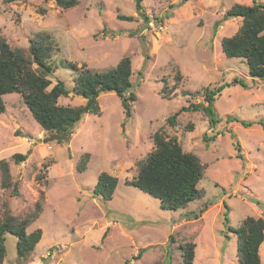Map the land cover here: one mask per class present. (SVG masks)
<instances>
[{
  "label": "rangeland",
  "instance_id": "obj_1",
  "mask_svg": "<svg viewBox=\"0 0 264 264\" xmlns=\"http://www.w3.org/2000/svg\"><path fill=\"white\" fill-rule=\"evenodd\" d=\"M178 1L141 0L138 13L135 0H77L69 8L54 0H0V36L11 47L27 53L36 32L50 34L51 85L62 80L67 88L74 86V73L60 66L64 61L101 72L128 56L136 94L126 117L114 92L101 93L99 114H85L64 142L41 129L19 93L2 96L0 160L8 162L18 195L0 185V208L5 202L12 215L22 218L39 203L38 216L26 230L42 233L21 259L16 237L7 233L1 264H184L179 245L191 242L192 264L237 262V239L229 226L237 227L246 216L264 218V129L257 122L264 120V79L249 76L245 59L222 52L221 39L241 24L239 17L222 16L232 4L253 0H185L170 7ZM235 77L247 86L228 84ZM164 83L166 91L171 89L168 97L162 93ZM221 84L212 103L219 119L214 125L201 111L182 112L174 130L165 129L204 165L197 184L203 195L168 210L127 185L136 163L153 149L152 134L165 126L166 117L191 102L206 103L205 89ZM83 102L71 93L58 98L64 105ZM231 118L253 123L243 126ZM204 134L216 137L207 145ZM236 140L243 159L236 155ZM15 153L28 156L15 163ZM84 153L90 156L79 171ZM102 171L118 179L110 199L92 191ZM259 256L264 264V239Z\"/></svg>",
  "mask_w": 264,
  "mask_h": 264
},
{
  "label": "trees",
  "instance_id": "obj_2",
  "mask_svg": "<svg viewBox=\"0 0 264 264\" xmlns=\"http://www.w3.org/2000/svg\"><path fill=\"white\" fill-rule=\"evenodd\" d=\"M10 3L19 0H3ZM62 8H69L77 0H54ZM185 0H179L170 7H176ZM136 12L142 9L141 0H135ZM167 14H169L167 12ZM120 18L130 20L132 15H119ZM241 18L238 30L221 39L222 52L229 58H243L246 60L250 77L264 79V3L253 0L251 5L240 3L232 4L223 14L222 20ZM218 25V24H217ZM106 30V29H105ZM53 40L47 32H36L29 41L28 52L19 47H11L0 36V114L5 110L2 96L6 93L17 92L21 95L24 104L29 109L31 116L38 125L55 137L58 142L67 141L76 122L87 114H99L98 96L105 92H114L120 99L126 117L131 115V106L136 100L131 83V61L128 56H123L113 67L105 71H93L85 65L78 66L71 61H64L60 66L70 69L74 73V86L67 88L62 80H56L51 85V76L54 71L49 59L52 53ZM33 65L35 67H33ZM177 75L176 79H179ZM247 84L240 78H233L228 84ZM223 84L214 89L206 88L204 100L206 103L191 102L181 106L165 119L164 127L157 129L152 134L154 147L143 159L136 163V174L127 185L137 187L145 193L157 198L163 209L177 210L184 208L193 200L199 199L203 191L197 187L204 176V165L199 157L191 152H186L178 143L175 135L166 133V128L171 130L177 125V116L182 112L201 111L207 117L210 125L219 119L212 109L214 96L219 93ZM167 84L162 86V93L168 97ZM80 96L84 102L79 105L59 104L58 98L62 95ZM187 93V92H186ZM230 120V117H228ZM243 126H250L253 121L239 120ZM264 129V120H257ZM234 137V134H232ZM216 135L204 134L205 144H209ZM237 157L243 159L239 142L235 141ZM28 153H15V163L24 161ZM90 154L81 155L76 168L85 169V163ZM1 187L10 188L13 195H18L16 184L11 182L9 164L0 160ZM117 177L102 171L98 174L93 187L94 196L99 195L104 199L112 198ZM258 202V201H257ZM205 203L193 218L199 216L206 208ZM40 211L39 203L32 213L22 218L11 214L7 203L2 202L0 208V264L5 257V235L7 233L16 237V251L18 258H25L35 248L41 238V229L27 231V226L32 223ZM227 222V217H225ZM236 235L237 262L235 264H263L259 256V248L264 239V218L246 216L237 227H230ZM184 264H192L194 258V243L179 245ZM139 254L136 256V258Z\"/></svg>",
  "mask_w": 264,
  "mask_h": 264
}]
</instances>
